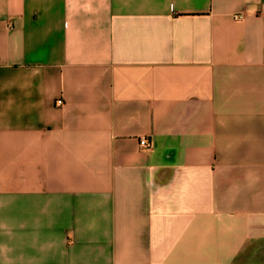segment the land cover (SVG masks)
<instances>
[{
    "label": "crops",
    "instance_id": "1",
    "mask_svg": "<svg viewBox=\"0 0 264 264\" xmlns=\"http://www.w3.org/2000/svg\"><path fill=\"white\" fill-rule=\"evenodd\" d=\"M0 264H264V0H0Z\"/></svg>",
    "mask_w": 264,
    "mask_h": 264
},
{
    "label": "built area",
    "instance_id": "2",
    "mask_svg": "<svg viewBox=\"0 0 264 264\" xmlns=\"http://www.w3.org/2000/svg\"><path fill=\"white\" fill-rule=\"evenodd\" d=\"M236 18H241V15H235ZM60 103V101H58ZM139 144L141 145V147L143 148H148L149 147V143L147 142V139L145 137H141Z\"/></svg>",
    "mask_w": 264,
    "mask_h": 264
}]
</instances>
